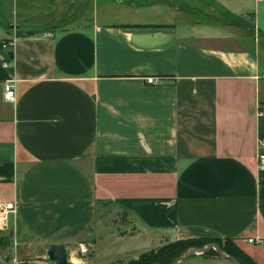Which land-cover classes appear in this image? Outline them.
Returning <instances> with one entry per match:
<instances>
[{"label": "crops", "instance_id": "1", "mask_svg": "<svg viewBox=\"0 0 264 264\" xmlns=\"http://www.w3.org/2000/svg\"><path fill=\"white\" fill-rule=\"evenodd\" d=\"M261 107L264 0H0V245L85 260L113 207L146 247L231 239L264 264Z\"/></svg>", "mask_w": 264, "mask_h": 264}, {"label": "rangeland", "instance_id": "2", "mask_svg": "<svg viewBox=\"0 0 264 264\" xmlns=\"http://www.w3.org/2000/svg\"><path fill=\"white\" fill-rule=\"evenodd\" d=\"M107 209L109 208L104 207L103 211L99 215L100 217L97 219L96 226H94L91 230L94 236L92 238L94 240L91 241L92 244H87L86 241V248L80 243L76 244L78 248V257H84L85 260H81V258L70 260L68 256L69 260L74 264H130L132 259L135 257L138 258L142 249L147 250L151 247H154L151 245L148 247L144 246L142 242L145 238L143 230L139 228V224L133 217L130 218V216H127L126 214L111 211L113 207L112 209H109V212H106ZM2 230L3 229H0V236L2 235ZM191 239V242L185 244L181 254L177 256L174 261L182 256L187 255L190 251L195 250V252L187 259H180L177 264H236L233 259L222 256L216 246L221 248L222 253L228 255H231V253L225 248L227 246H230L235 250L245 251L242 248V245L235 241H232L231 244H228L227 241L218 239ZM200 240L202 242H200ZM174 241L175 240L167 241L160 245H155V247L151 250L167 247ZM5 242V245H0V264H25L18 263L17 261L13 260V256L10 258V240H5ZM198 248L207 250L197 251ZM207 251L211 253L207 254ZM117 252H119V254ZM214 252H217L218 254H215ZM5 256L7 258L9 257L7 261L3 260ZM47 258L50 260L49 256ZM33 264L43 263L34 262ZM49 264L57 263L53 260H50Z\"/></svg>", "mask_w": 264, "mask_h": 264}, {"label": "trees", "instance_id": "3", "mask_svg": "<svg viewBox=\"0 0 264 264\" xmlns=\"http://www.w3.org/2000/svg\"><path fill=\"white\" fill-rule=\"evenodd\" d=\"M192 239H179L170 243L167 247H162L157 250H149L143 252L138 258L130 261V264H171L174 259L181 254L185 244L191 242ZM222 240V239H218ZM228 244L232 243L231 239H226ZM200 242H202L200 240ZM230 251L231 255L235 256L241 264H259L248 253L243 250H235L232 247H225ZM207 254L211 252L207 251ZM218 254L217 252H214Z\"/></svg>", "mask_w": 264, "mask_h": 264}, {"label": "built area", "instance_id": "4", "mask_svg": "<svg viewBox=\"0 0 264 264\" xmlns=\"http://www.w3.org/2000/svg\"><path fill=\"white\" fill-rule=\"evenodd\" d=\"M18 37L14 36L6 41L7 46H13L17 42ZM149 82H155L156 78L150 76L147 78ZM17 79H7L3 83L4 97L9 101L17 100ZM259 115H264V107L259 109ZM260 150L258 152V166L261 170H264V139L260 140ZM15 205L12 202L0 205V229H6L9 226L10 214L15 213ZM250 241H254V238H249Z\"/></svg>", "mask_w": 264, "mask_h": 264}, {"label": "water", "instance_id": "5", "mask_svg": "<svg viewBox=\"0 0 264 264\" xmlns=\"http://www.w3.org/2000/svg\"><path fill=\"white\" fill-rule=\"evenodd\" d=\"M211 245H213V244H211ZM216 247L219 249V252L222 256L233 259L236 262V264H241L237 260V258H235L234 256H231V255L222 253L221 248L219 246H216ZM198 250L205 251L207 249L198 248L197 251ZM194 252H195V250L188 252L187 255L180 257L179 259L175 260L171 264H177L180 259H187ZM48 256L51 260L55 261L57 264H74L68 258V253H67L66 246L64 243H52V244H50L48 247Z\"/></svg>", "mask_w": 264, "mask_h": 264}]
</instances>
